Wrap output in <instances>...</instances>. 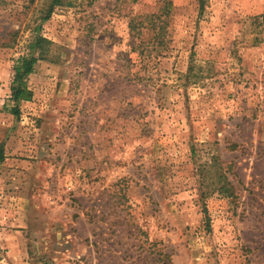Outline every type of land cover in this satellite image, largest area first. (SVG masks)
I'll use <instances>...</instances> for the list:
<instances>
[{"label":"rangeland","instance_id":"obj_1","mask_svg":"<svg viewBox=\"0 0 264 264\" xmlns=\"http://www.w3.org/2000/svg\"><path fill=\"white\" fill-rule=\"evenodd\" d=\"M49 1L0 0V264H264V0Z\"/></svg>","mask_w":264,"mask_h":264},{"label":"trees","instance_id":"obj_2","mask_svg":"<svg viewBox=\"0 0 264 264\" xmlns=\"http://www.w3.org/2000/svg\"><path fill=\"white\" fill-rule=\"evenodd\" d=\"M61 4H63V0H50L43 18H48L54 6ZM50 43L51 41L48 38L37 35L35 40L29 43L28 50L31 51L30 54L22 55L16 60V64L13 67L14 75L10 85L12 101L18 103L19 100L30 99L31 91L26 86L25 78L33 72L34 64L37 60L44 59L46 52H48L47 45L49 46ZM34 50L37 51V55L33 54Z\"/></svg>","mask_w":264,"mask_h":264}]
</instances>
